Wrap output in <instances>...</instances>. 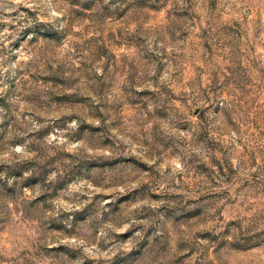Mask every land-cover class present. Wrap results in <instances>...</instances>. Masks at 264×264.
Wrapping results in <instances>:
<instances>
[{
	"label": "rangeland",
	"instance_id": "1",
	"mask_svg": "<svg viewBox=\"0 0 264 264\" xmlns=\"http://www.w3.org/2000/svg\"><path fill=\"white\" fill-rule=\"evenodd\" d=\"M0 264H264V0H0Z\"/></svg>",
	"mask_w": 264,
	"mask_h": 264
}]
</instances>
